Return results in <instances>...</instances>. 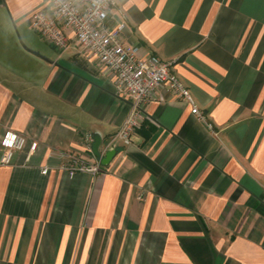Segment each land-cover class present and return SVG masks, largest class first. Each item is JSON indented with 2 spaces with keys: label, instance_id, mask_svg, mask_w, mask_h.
Wrapping results in <instances>:
<instances>
[{
  "label": "crops",
  "instance_id": "0c3cea01",
  "mask_svg": "<svg viewBox=\"0 0 264 264\" xmlns=\"http://www.w3.org/2000/svg\"><path fill=\"white\" fill-rule=\"evenodd\" d=\"M114 1L111 28L169 62L203 119L162 88L103 173L68 177L59 153L94 162L130 101L73 45L18 44L42 0H0V136L27 140L9 164L0 146V264H264V0Z\"/></svg>",
  "mask_w": 264,
  "mask_h": 264
},
{
  "label": "built area",
  "instance_id": "2783aa9c",
  "mask_svg": "<svg viewBox=\"0 0 264 264\" xmlns=\"http://www.w3.org/2000/svg\"><path fill=\"white\" fill-rule=\"evenodd\" d=\"M114 0H42L41 7L32 11L28 17L30 28L57 50L73 45L77 53L94 58L108 73L115 96L127 98L130 110L119 129L111 135L99 151L94 162H85L70 151L59 153L58 169L68 177L76 173L96 176L101 173V158L112 150L118 141L128 146L131 136L140 128L145 119L144 104L160 95L166 88L173 96L191 106V113L203 119L189 88L173 72L170 63L154 55L140 56L138 46L124 43L121 32L125 25L110 26V10ZM81 140L91 151L93 135L85 132ZM27 140L22 134L6 130L0 136L3 148L2 164H9L16 152L23 151ZM37 149L32 141L26 158ZM49 169L43 167L42 174Z\"/></svg>",
  "mask_w": 264,
  "mask_h": 264
},
{
  "label": "rangeland",
  "instance_id": "374dc122",
  "mask_svg": "<svg viewBox=\"0 0 264 264\" xmlns=\"http://www.w3.org/2000/svg\"><path fill=\"white\" fill-rule=\"evenodd\" d=\"M12 36L13 38H15L18 42V44L23 48V49H27V50H31V48L28 46L29 42H34V43H38L41 41L44 44H46L45 40L43 38H41L35 31H33L28 24L26 23L25 27H22V31L21 30H16V28L13 26V31H12ZM31 51H35V50H31Z\"/></svg>",
  "mask_w": 264,
  "mask_h": 264
},
{
  "label": "water",
  "instance_id": "95a60500",
  "mask_svg": "<svg viewBox=\"0 0 264 264\" xmlns=\"http://www.w3.org/2000/svg\"><path fill=\"white\" fill-rule=\"evenodd\" d=\"M28 51L31 52V53H33V54H35V55H39L37 52H33L31 50H28ZM94 140L95 141H94L93 147H92L93 148V152L96 155V157L99 158V153L97 152V147H98V145L100 143L101 138L100 137L99 138H94ZM114 154H115V150L114 149L108 150L105 153L104 157L101 158V163L104 164V165L107 164L111 160V158L114 156Z\"/></svg>",
  "mask_w": 264,
  "mask_h": 264
}]
</instances>
